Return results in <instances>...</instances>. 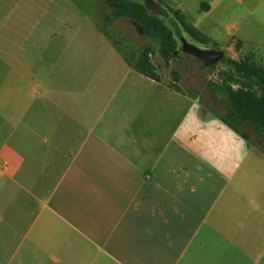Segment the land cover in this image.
Returning a JSON list of instances; mask_svg holds the SVG:
<instances>
[{
    "label": "crops",
    "instance_id": "1",
    "mask_svg": "<svg viewBox=\"0 0 264 264\" xmlns=\"http://www.w3.org/2000/svg\"><path fill=\"white\" fill-rule=\"evenodd\" d=\"M0 55V264H264V151L228 99L158 71L52 86L25 47ZM130 95L135 127L112 112Z\"/></svg>",
    "mask_w": 264,
    "mask_h": 264
},
{
    "label": "rangeland",
    "instance_id": "2",
    "mask_svg": "<svg viewBox=\"0 0 264 264\" xmlns=\"http://www.w3.org/2000/svg\"><path fill=\"white\" fill-rule=\"evenodd\" d=\"M25 1V5L1 6L0 47L5 50L28 49L32 73L37 81L40 73L46 74L52 86L59 80L69 83L76 79L82 81L93 77L94 71L100 69L102 75L107 74L111 79L114 87L125 86L124 89L129 90L135 82V88L141 87L140 72L135 63L147 46L156 48L149 59L162 80H171V84L177 82L193 95L203 92L207 102L209 90H214L215 84L221 80L222 60L214 71L206 69L204 63L194 55L182 51L164 62L158 53L160 42L147 37L138 22L114 17L112 10L102 0ZM157 2L180 11L189 23L209 37L208 47L222 50L224 58L250 60L264 65V0ZM0 5H3L1 0ZM255 5H260L257 19L253 15ZM173 20V17L169 18L168 24L173 26ZM184 36L191 44L204 48L187 35ZM41 58L44 67L40 70ZM0 62L6 64L8 56L0 55ZM52 86L47 88L46 94L54 93ZM205 87L208 90L205 91ZM137 101L138 98L130 95L122 108L116 109L112 104V112L120 113L121 126H136ZM166 109L160 108L161 112ZM132 113H135V117ZM241 130L243 135L250 137L254 147L264 151V131L260 132L253 126H243ZM23 250L24 247H21Z\"/></svg>",
    "mask_w": 264,
    "mask_h": 264
},
{
    "label": "trees",
    "instance_id": "3",
    "mask_svg": "<svg viewBox=\"0 0 264 264\" xmlns=\"http://www.w3.org/2000/svg\"><path fill=\"white\" fill-rule=\"evenodd\" d=\"M102 1L112 10L114 17L138 22L147 37L157 39L160 42L158 53L164 62L181 51L180 35L185 34L204 48H209V37L189 23L180 11L167 5H163L169 13L165 18L148 10L140 0ZM171 17L174 19L173 26L167 22ZM155 51L154 46H147L135 64L141 74L159 80L149 59ZM221 63L224 64L220 71L221 80L215 84L214 90L230 103V109L223 117L224 122L238 132L244 124L264 131V65L230 58H223ZM218 65L207 68L214 71Z\"/></svg>",
    "mask_w": 264,
    "mask_h": 264
},
{
    "label": "water",
    "instance_id": "4",
    "mask_svg": "<svg viewBox=\"0 0 264 264\" xmlns=\"http://www.w3.org/2000/svg\"><path fill=\"white\" fill-rule=\"evenodd\" d=\"M151 12L168 18L169 13L157 0H140ZM181 51L189 53L200 59L207 67L217 65L225 56L224 52L214 48H199L191 44L187 39L180 35ZM178 53V51H177Z\"/></svg>",
    "mask_w": 264,
    "mask_h": 264
}]
</instances>
